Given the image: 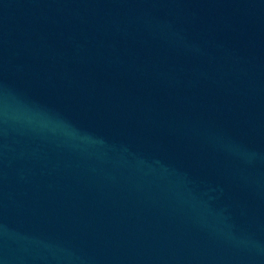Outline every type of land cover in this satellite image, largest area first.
I'll return each instance as SVG.
<instances>
[{
	"label": "water",
	"instance_id": "obj_1",
	"mask_svg": "<svg viewBox=\"0 0 264 264\" xmlns=\"http://www.w3.org/2000/svg\"><path fill=\"white\" fill-rule=\"evenodd\" d=\"M0 264H264V0H0Z\"/></svg>",
	"mask_w": 264,
	"mask_h": 264
}]
</instances>
